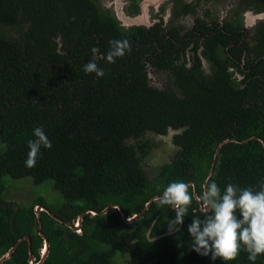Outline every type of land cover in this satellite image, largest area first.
Instances as JSON below:
<instances>
[{
	"label": "trees",
	"instance_id": "obj_1",
	"mask_svg": "<svg viewBox=\"0 0 264 264\" xmlns=\"http://www.w3.org/2000/svg\"><path fill=\"white\" fill-rule=\"evenodd\" d=\"M137 1L128 14L138 11ZM182 9L194 13L195 5ZM245 10L264 11V0H244L221 30L212 32L202 21L201 35L181 37L180 26L167 33L159 24L126 29L97 0H0V258L29 236L40 260L38 205L68 223L115 204L127 216L139 214L170 182H193L201 192L223 141L264 140V22L247 37ZM114 39H127L131 52L113 63L98 59L102 78L86 74L91 49L103 55ZM188 44L202 48L208 72L198 56L188 65ZM151 71L167 73L170 83L151 86ZM37 126L52 147L42 148L35 167L27 168V142ZM170 131H176L177 151L148 178L143 161L156 143L147 135ZM6 177L31 178L35 186L53 181L62 202L53 206L38 196L30 206L15 207L4 199ZM262 179L264 147L252 139L223 145L208 181L223 191L228 183L256 189ZM194 215L203 217L195 198L179 231L151 241L169 233L167 221L175 218L156 201L130 224L114 208L85 215L81 233L43 211L41 230L50 247L42 264H119L116 254L128 255L126 264H225L192 250L187 229ZM3 264H30L28 241ZM229 264L251 262L241 251ZM255 264H264V255Z\"/></svg>",
	"mask_w": 264,
	"mask_h": 264
},
{
	"label": "clouds",
	"instance_id": "obj_2",
	"mask_svg": "<svg viewBox=\"0 0 264 264\" xmlns=\"http://www.w3.org/2000/svg\"><path fill=\"white\" fill-rule=\"evenodd\" d=\"M128 52H131V44L127 39L109 41V49L103 55L99 48L93 47L92 60L82 70L102 78L106 73L97 60L113 63ZM32 135L34 138L27 142L29 151L24 162L27 168L35 167L42 148L52 147L42 126L35 127ZM192 188L191 183L170 182L162 195L155 197L160 206H169L175 213V218L167 221L169 233L179 231L195 198L203 210V217L194 215L188 226L192 250L225 264L236 260L244 251L248 261L255 264L258 257L264 255V179L256 189L228 183L221 191L215 181L208 180H205L201 192L194 194L190 192Z\"/></svg>",
	"mask_w": 264,
	"mask_h": 264
},
{
	"label": "rangeland",
	"instance_id": "obj_3",
	"mask_svg": "<svg viewBox=\"0 0 264 264\" xmlns=\"http://www.w3.org/2000/svg\"><path fill=\"white\" fill-rule=\"evenodd\" d=\"M102 8H107L112 11L115 15L121 10V14L123 17L127 15L124 12V5L126 0H97ZM155 1V0H154ZM163 1V0H161ZM153 2V1H152ZM150 2L145 8L144 12L146 14V19L149 24H151L150 18V6L154 5L155 8L161 3L160 1L157 3ZM241 2L239 0H216L212 3H206L204 5L205 10L207 9L212 13L214 17L220 19L227 18L229 13V8L236 11L239 8ZM142 13H140L141 15ZM139 15V16H140ZM138 17V16H136ZM259 19L254 20L252 17V21L250 20V26H254L255 22H258ZM142 21V20H141ZM186 25H190V19L186 18L181 21ZM126 27V26H124ZM252 28V27H250ZM251 32H254L252 30ZM204 70H208V64L205 63ZM170 77L167 73H156L150 72L149 74V84L155 88H163L166 84L170 83ZM175 132L170 131L168 136H158L152 133H149L147 136L156 143V147L152 149L149 155L144 159L143 166L148 178H152L156 175L160 166H162L166 162H170L173 156L177 151V147L172 144V136ZM5 185L7 186V190L4 194V199L8 202L19 206H30L36 197L41 196L48 202L50 205L58 206L62 202L61 194L55 189L53 181H47L42 185L35 186L31 178H25L21 180H14L9 177L4 179ZM117 258V262L119 264H126L129 256L128 255H120L116 254L115 258Z\"/></svg>",
	"mask_w": 264,
	"mask_h": 264
},
{
	"label": "flooded vegetation",
	"instance_id": "obj_4",
	"mask_svg": "<svg viewBox=\"0 0 264 264\" xmlns=\"http://www.w3.org/2000/svg\"><path fill=\"white\" fill-rule=\"evenodd\" d=\"M142 1L143 0L137 1L138 11L135 14L130 15L127 13L126 10H128L129 5L131 4V0H126L124 8H123L125 14L129 17L139 16L140 13H142V8H141ZM157 1L161 2L157 8H155L154 5L150 6V18L152 20L150 26L159 24L163 28H165L166 33L169 30L168 28H170L171 26H180L181 28L179 29V31H180L181 37L189 33L201 35L202 31L204 30V28L200 26V22L202 21L204 23L206 22V24L210 23L209 25H213L212 32H214V28H217V30L218 29L221 30L223 24L227 22H231L232 20H235V17H236L235 11L232 10L231 7L229 8L230 11L228 13V16L225 19H222L223 17L218 19L217 17H214L212 13H210V11H208L207 9L205 10L204 5L206 3H212L213 1H216V0H163V1L153 0L152 3L155 4L157 3ZM239 2H241L240 4H244V0H239ZM185 4H194L195 5L194 13H190V14L181 13L180 14V10H183L182 7H184ZM261 13H264V11L256 13L251 10H245L241 12V19H242V25H243L242 30L245 32V34H248L247 37L253 34V32L251 31L255 30L256 27L259 25V23L264 22V19H259L258 22L256 21L254 26L248 25L247 22H249L250 20L252 21V17H255L256 15L261 14ZM186 18L190 19V22H191L190 25H186L181 22L182 20ZM150 26H146V27H150ZM124 28L128 29L129 27H124ZM230 33L234 34L233 32H230ZM193 37H195V35ZM167 38H170V37L168 36ZM183 41H185V39ZM194 49H195L194 44H188L184 49L185 58L188 61V65L190 66L191 62L198 56L202 64V68L204 69L205 63L208 64V68H209V63L201 55L202 48H198L197 51ZM206 72H208V70Z\"/></svg>",
	"mask_w": 264,
	"mask_h": 264
},
{
	"label": "water",
	"instance_id": "obj_5",
	"mask_svg": "<svg viewBox=\"0 0 264 264\" xmlns=\"http://www.w3.org/2000/svg\"><path fill=\"white\" fill-rule=\"evenodd\" d=\"M153 0H143L141 2V8H142V14L138 17H129V16H126V17H123L122 14H121V10L118 11V13L115 15L117 20L120 22V24L122 26H126V27H131V26H150L151 24L148 23L147 19H146V14L144 12L145 8L147 7V5L152 2ZM257 19H264V13H261V14H258L254 17V20H257ZM142 20V21H141ZM248 25H251L248 23ZM176 133V131H173ZM252 139H255V140H259L263 147H264V140L259 138V137H254V138H251L249 140H245V141H238V140H234V139H227L225 141H223L222 143H220L217 147V150H216V153L214 155V160H213V163H212V166H211V169H210V172L208 174V176L206 177L205 180H209L211 178V176L213 175L214 173V169H215V165H216V161H217V158H218V154L222 148L223 145H225L226 143H229V142H236V143H245V142H248ZM205 182V181H204ZM193 187H194V194L196 193V185L195 183L193 182H190ZM158 197V196H156ZM156 201L155 200V197L152 198L145 206V209L139 213V214H132L130 216H127L126 213L122 210L121 206L115 204V205H111L110 207H107L106 209H104L102 212H96V211H93V210H87L85 211L84 213L80 214L76 219L73 220L72 223H68V222H65L64 220L58 218L57 216H55L53 213H51L46 207L42 206V205H38L34 208V213L36 215V218H37V223H38V232H39V235L41 236L42 240H43V243L41 245V248L39 250V254H40V260L37 262V259L35 257V255L32 253V249H31V239L29 236H26L22 239H20L12 248H10L7 253H5L1 258H0V264H3L5 261H7L8 259H10V257L12 256V253L15 251V249L24 241V240H27L28 241V246H29V263L30 264H42L45 259L47 258L48 254H49V247H50V244L47 240V238L45 237V235L42 233V230H41V213L44 211L46 213H48L52 218H54L55 220H57L58 222L66 225L68 228H70L73 232H76V233H81V229H82V225H83V219H84V216L85 215H90V217H94L96 215H104L106 214L110 208H114V209H117L121 215V218L122 220L125 222V223H132L134 220L138 219L149 207L150 205ZM201 208V206H200ZM202 210V208H201ZM203 211V210H202ZM177 232V231H175ZM175 232H172L171 234H174ZM150 232L148 233V236H149ZM170 233H165V234H162L156 238H153L151 239V241H155L157 239H160L162 237H166V236H169L171 235Z\"/></svg>",
	"mask_w": 264,
	"mask_h": 264
}]
</instances>
